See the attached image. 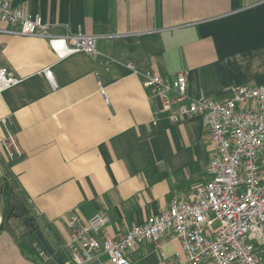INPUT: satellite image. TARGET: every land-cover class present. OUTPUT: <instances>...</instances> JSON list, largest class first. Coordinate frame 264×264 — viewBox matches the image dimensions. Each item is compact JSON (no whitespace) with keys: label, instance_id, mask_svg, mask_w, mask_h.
I'll return each mask as SVG.
<instances>
[{"label":"crops","instance_id":"1","mask_svg":"<svg viewBox=\"0 0 264 264\" xmlns=\"http://www.w3.org/2000/svg\"><path fill=\"white\" fill-rule=\"evenodd\" d=\"M12 2L41 15L53 34L98 35L99 53L59 58L45 37L10 33L0 23V67L21 78L0 94V115H14L10 128L23 148L16 159L6 156L0 124V171L12 173L0 264H67L73 214L106 213V231L117 237L175 196L195 200L209 178L203 117L171 121L129 65L186 73L191 97L222 98L233 86L264 84V0ZM129 259L189 264L180 243L165 238ZM90 264L112 263L101 256Z\"/></svg>","mask_w":264,"mask_h":264},{"label":"built area","instance_id":"2","mask_svg":"<svg viewBox=\"0 0 264 264\" xmlns=\"http://www.w3.org/2000/svg\"><path fill=\"white\" fill-rule=\"evenodd\" d=\"M0 23L9 24L12 28L5 31L10 33L45 37L59 58L76 52L99 53L98 35L53 34L41 15L12 0H0ZM129 67L160 99L171 121L203 117L210 142L209 178L198 188L195 200L175 196L163 212L117 237L106 231V213L99 211L87 219L73 214L67 264H90L101 256L112 264H132L131 253L148 244L160 247L163 238L177 240L189 264H264V84L233 86L222 98L191 97L184 72L167 76L153 69L140 71L132 64ZM44 72L56 86L52 69L47 67ZM20 81L9 68L0 67V94ZM101 93L108 101L104 88ZM14 120L12 113L0 115L6 129L1 145L9 159L23 155L10 128ZM176 257L181 262V253Z\"/></svg>","mask_w":264,"mask_h":264},{"label":"trees","instance_id":"3","mask_svg":"<svg viewBox=\"0 0 264 264\" xmlns=\"http://www.w3.org/2000/svg\"><path fill=\"white\" fill-rule=\"evenodd\" d=\"M12 180V173L8 169L0 171V213L2 221L0 223V231L4 226V222L10 209V201L8 199V189Z\"/></svg>","mask_w":264,"mask_h":264},{"label":"water","instance_id":"4","mask_svg":"<svg viewBox=\"0 0 264 264\" xmlns=\"http://www.w3.org/2000/svg\"><path fill=\"white\" fill-rule=\"evenodd\" d=\"M156 101H157L158 107L161 109L162 108V104H161V101H160V99L158 97L156 98ZM1 221H2V218L0 216V223H1Z\"/></svg>","mask_w":264,"mask_h":264},{"label":"rangeland","instance_id":"5","mask_svg":"<svg viewBox=\"0 0 264 264\" xmlns=\"http://www.w3.org/2000/svg\"><path fill=\"white\" fill-rule=\"evenodd\" d=\"M218 223L216 222V223H214V227H217L218 225H217ZM171 260L173 261L174 260V258L173 257H171ZM164 264H167L168 262L166 261V262H163Z\"/></svg>","mask_w":264,"mask_h":264}]
</instances>
